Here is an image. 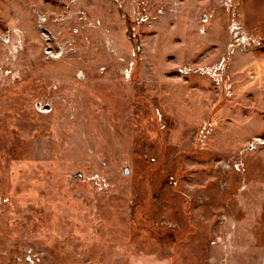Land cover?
I'll use <instances>...</instances> for the list:
<instances>
[{
  "label": "rangeland",
  "instance_id": "obj_1",
  "mask_svg": "<svg viewBox=\"0 0 264 264\" xmlns=\"http://www.w3.org/2000/svg\"><path fill=\"white\" fill-rule=\"evenodd\" d=\"M263 18L0 0V264H264Z\"/></svg>",
  "mask_w": 264,
  "mask_h": 264
},
{
  "label": "built area",
  "instance_id": "obj_2",
  "mask_svg": "<svg viewBox=\"0 0 264 264\" xmlns=\"http://www.w3.org/2000/svg\"><path fill=\"white\" fill-rule=\"evenodd\" d=\"M251 41H252V38H251ZM244 42H246L248 45L252 44V43H250L249 40L247 41V37L244 39ZM257 143H259V141H257ZM38 259L40 260V258H38ZM26 260L29 261V262H34L35 261V256L33 254H31V253L30 254L28 253L27 256H26Z\"/></svg>",
  "mask_w": 264,
  "mask_h": 264
},
{
  "label": "crops",
  "instance_id": "obj_3",
  "mask_svg": "<svg viewBox=\"0 0 264 264\" xmlns=\"http://www.w3.org/2000/svg\"><path fill=\"white\" fill-rule=\"evenodd\" d=\"M251 21V20H250ZM250 21H246V23L248 24ZM259 22H261V23H263V32L261 33V35L263 36L264 35V18L263 19H260V21ZM258 21H256L255 23H254V25H257L258 23H259ZM252 23H250V24H248V25H246L247 26V28L249 29V30H252L253 28V26H254ZM255 27V26H254ZM264 37V36H263Z\"/></svg>",
  "mask_w": 264,
  "mask_h": 264
},
{
  "label": "bare ground",
  "instance_id": "obj_4",
  "mask_svg": "<svg viewBox=\"0 0 264 264\" xmlns=\"http://www.w3.org/2000/svg\"><path fill=\"white\" fill-rule=\"evenodd\" d=\"M256 140L259 141L260 143L263 142L260 137H257Z\"/></svg>",
  "mask_w": 264,
  "mask_h": 264
}]
</instances>
